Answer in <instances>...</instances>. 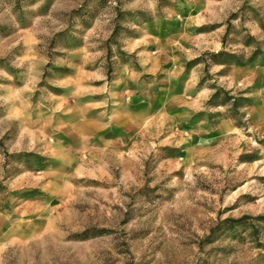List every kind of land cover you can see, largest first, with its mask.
<instances>
[{"label":"rangeland","instance_id":"rangeland-1","mask_svg":"<svg viewBox=\"0 0 264 264\" xmlns=\"http://www.w3.org/2000/svg\"><path fill=\"white\" fill-rule=\"evenodd\" d=\"M263 123L264 0H0V264H264Z\"/></svg>","mask_w":264,"mask_h":264},{"label":"trees","instance_id":"trees-1","mask_svg":"<svg viewBox=\"0 0 264 264\" xmlns=\"http://www.w3.org/2000/svg\"><path fill=\"white\" fill-rule=\"evenodd\" d=\"M224 54H225L224 52H219L215 55L220 56V55H224ZM232 57H234V60H232V61H234L235 63H239V64L242 63V61L238 57H236L234 55H232ZM228 93L229 92L224 90L223 88H218L216 93L213 95V98L219 97L221 94H224L223 102L227 103L228 101H232L231 102L232 109L236 110V111L239 107H241L243 105V102H246L248 105H252V100L250 98L243 97V96H239V97L230 96V95H228ZM261 218H264V216H261Z\"/></svg>","mask_w":264,"mask_h":264},{"label":"crops","instance_id":"crops-1","mask_svg":"<svg viewBox=\"0 0 264 264\" xmlns=\"http://www.w3.org/2000/svg\"><path fill=\"white\" fill-rule=\"evenodd\" d=\"M263 128H264V123H263Z\"/></svg>","mask_w":264,"mask_h":264}]
</instances>
